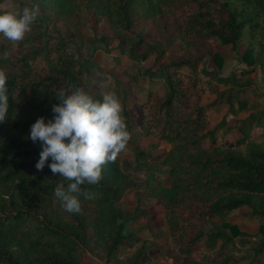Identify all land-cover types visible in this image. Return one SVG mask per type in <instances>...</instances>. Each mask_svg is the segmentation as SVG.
<instances>
[{
    "label": "trees",
    "instance_id": "trees-1",
    "mask_svg": "<svg viewBox=\"0 0 264 264\" xmlns=\"http://www.w3.org/2000/svg\"><path fill=\"white\" fill-rule=\"evenodd\" d=\"M33 1L59 17L84 10L107 17L117 39L115 54L134 64V78L147 79L148 87L141 100L123 96L122 116L131 133L127 149L104 167L99 184L82 186L91 196L81 197L83 214L67 213L54 195L57 184L67 181L47 164L43 170L35 167L42 145L29 138L31 125L40 117L54 119L60 89H84L96 99L104 90L90 79L85 59L67 51L63 37L40 31L14 45L0 35V69L8 74L9 97L8 118L0 123V264H81L86 246L113 264H143L142 248L128 258L118 253L131 242L143 214L140 193L131 208L118 203L137 184L127 153L143 169L144 194L164 207L171 238L187 256L183 264H231L235 237L242 231L227 214L240 206L258 222L262 236L253 251L259 256L264 250V142L245 134L226 138L219 131L223 120L207 130L204 98L211 79L232 81L235 75L220 77L203 58L213 55L220 66L221 46L242 47L249 70L264 69V0ZM28 54L43 55L47 67L38 68ZM149 58L154 65L141 67ZM158 81L161 91L152 85ZM134 104L140 105L142 127L132 119ZM143 135L150 137L147 144ZM193 245H198L196 256Z\"/></svg>",
    "mask_w": 264,
    "mask_h": 264
},
{
    "label": "rangeland",
    "instance_id": "rangeland-1",
    "mask_svg": "<svg viewBox=\"0 0 264 264\" xmlns=\"http://www.w3.org/2000/svg\"><path fill=\"white\" fill-rule=\"evenodd\" d=\"M9 4L18 5L20 8L26 5L38 6L40 15L26 36L46 31L51 35L63 37L67 41V51L85 59L90 66V79L104 92L114 91L121 102L123 96L140 100L144 98L148 80L143 77L134 78L136 66L125 59V56L115 54L116 51L113 48L117 39L107 17L97 18L88 10H84L80 15L59 17L49 10H42L33 0H0V11L6 10ZM219 49L222 57L220 66L217 65L213 55L203 58V63L208 68H215L220 77L227 75H235V77L232 81L211 79L209 91L204 98L210 119L207 130L223 120L219 131L226 138L234 139L241 134L249 135L252 122L249 114L257 112L258 120L262 117L258 116L261 111H264L261 102L264 93L262 90L264 89V69L257 66L249 70L252 66L247 65L242 59V47L230 50L226 46H221ZM28 59H31L38 68H45L48 65V60L43 55L33 57L32 54H28ZM140 65L146 67L154 65V62L152 58H149ZM152 85L161 91L163 84L162 81H158ZM216 97L217 100H214ZM230 105L231 109H228ZM130 113L134 123L142 127L143 117L140 105L134 104ZM255 122L258 127L262 124L261 120L260 123ZM224 129L226 132L222 131ZM149 140L148 135L141 136L143 144H147ZM125 160L137 184L127 189L118 203L121 207L131 208L137 202L136 195L140 193V207L143 214L134 226L136 230L131 242L119 248V256L128 258L136 249L142 248L146 251L143 254V264H183L187 256L179 250L178 245L171 238L165 221L164 207L156 198L145 195L142 190L143 169L135 166L131 154L127 153ZM250 218L251 214L247 206L237 207L227 214V219L237 223L242 231V234L235 237L236 247L231 251L233 254L231 264H245L253 255V247L261 239L262 234L258 224ZM212 219L217 223L220 222L217 216ZM210 226V223L206 224L207 229H210ZM192 248L191 254L196 256L195 250L198 245H193ZM211 254L216 255L215 252ZM80 263L113 264L111 260L99 258L91 246H86L81 252Z\"/></svg>",
    "mask_w": 264,
    "mask_h": 264
},
{
    "label": "clouds",
    "instance_id": "clouds-1",
    "mask_svg": "<svg viewBox=\"0 0 264 264\" xmlns=\"http://www.w3.org/2000/svg\"><path fill=\"white\" fill-rule=\"evenodd\" d=\"M40 15L38 6L9 4L0 11V35L11 44L23 41ZM9 58V52L3 53ZM8 74L0 69V123L8 118ZM60 103L53 105L54 119L45 122L38 118L32 125L29 138L39 141L42 150L35 165H45L54 175L67 181L58 183L54 190L62 209L70 214H83V201L90 194L83 185H96L103 179V169L116 162L127 149L131 133L122 116L123 105L114 91H106L100 99L84 89H60L55 95ZM49 158L51 163L48 164Z\"/></svg>",
    "mask_w": 264,
    "mask_h": 264
},
{
    "label": "crops",
    "instance_id": "crops-1",
    "mask_svg": "<svg viewBox=\"0 0 264 264\" xmlns=\"http://www.w3.org/2000/svg\"><path fill=\"white\" fill-rule=\"evenodd\" d=\"M264 91V89H262ZM262 110H264V93L262 94ZM257 112L254 114H249L252 117V122H251V126H250V130H249V138H260L263 142H264V111H261L258 117L262 116L259 120L257 119L256 116ZM260 120L262 122V124H260V126L258 127L255 121H259L258 123H260ZM236 209V208H235ZM250 220H254L252 217L250 218ZM255 223L258 224V222L256 220H254ZM238 225V224H237ZM239 226V225H238ZM253 257H256L255 261H253ZM251 259L253 262H251ZM264 263V250L262 251V253L258 256L255 255V252L253 251V255L246 261L245 264H262Z\"/></svg>",
    "mask_w": 264,
    "mask_h": 264
}]
</instances>
